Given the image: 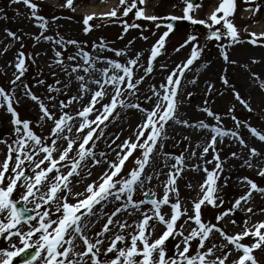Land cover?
<instances>
[{
    "label": "snow or ice",
    "instance_id": "snow-or-ice-1",
    "mask_svg": "<svg viewBox=\"0 0 264 264\" xmlns=\"http://www.w3.org/2000/svg\"><path fill=\"white\" fill-rule=\"evenodd\" d=\"M10 2L23 4L30 10V18L41 29L38 35L33 36L37 43L43 39L54 46H59L53 48L54 58L50 67L59 66L67 77V81L57 79L56 86H47L49 95L46 99L50 103H46L45 98L36 94L22 80L28 72L30 63H35L34 55L26 54L22 50L25 47L21 42L22 36L15 31L5 29L9 37L21 42V50L17 52L15 60L10 62V66L16 70L14 78L9 82L11 87L6 89L0 85V108L6 109L11 114L14 136L11 142L0 139V143L7 147L5 158L0 161V237L5 234L9 239L13 236L19 237L22 247L12 245L14 250H0V257H2L0 264H13V258L17 256H20L21 264H36L38 258L43 260V264H89V262L91 264H259L254 251L264 250V221L249 225L248 219H246L242 231L235 234H229L219 222L234 215L236 210L242 209L246 213H253V207L250 206L253 193L264 196V186L258 185L255 180L246 176L239 178V182L247 187V191L235 198L230 207L223 209L224 204L228 202L225 201L221 193L223 188L227 187L229 177L225 175V160L221 159L217 145L222 142L223 138H233L241 146L248 147L243 135L237 131L242 124L261 142H264V130H258L248 121H241L235 115H231L234 108L229 109V115L234 121L232 129L220 126L221 116L210 107H204L202 111L218 122L216 124H209L205 120L190 123L188 119L181 117L179 113L181 101L177 99L181 80L185 77L186 70H189L190 66L200 58L204 50L198 42V36L190 35L176 49V51H180L188 44L193 45L190 55L183 63L169 72L166 81L158 87L153 85L149 89L151 95H144V100L152 105L151 108H145L137 96L138 84L142 83L145 77H136L134 69L139 66L146 74L153 72V62L161 55L166 38L174 30L172 23L164 25L167 30L152 46L146 66L140 65V57L143 53H137L133 57L127 58L126 62L121 63L117 59L100 55L93 56L84 47H79L74 54L65 57L64 53L69 45L76 46L82 42L75 39L66 40L62 36L56 38L52 35H45L49 30V21L45 16L39 14L40 6L33 0H10ZM244 2L249 3V0H244ZM73 3L74 0H66V6L69 8L73 7ZM145 3L146 0H120V6L102 13L101 17L116 18L122 8L124 17L133 13L137 19L159 20L160 18L156 15H147L145 7L138 6ZM183 3L185 4L184 14L182 16L171 15L168 20H188L193 24L204 25L208 29L206 35L208 40L222 41L226 35L231 43L220 44L221 56L226 63L236 64L237 61L230 60L228 48L241 42L240 33L232 19L236 12L237 0H220L207 20L194 18V9L199 5L194 4L192 0H183ZM259 9L260 6L257 4L254 8L246 10L255 13ZM133 10L135 11L133 12ZM3 11L4 9L0 8V12ZM94 18L95 14L84 17L85 33L93 28L89 22ZM123 25L125 33L129 28H141L140 24H130L127 21H124ZM161 26L160 23L156 24L157 29ZM248 35L253 45L264 44V32H251ZM122 38L123 36L120 37V39ZM142 38L148 39L143 35ZM132 43L133 41H129V45ZM9 47L10 45L5 46L3 52L7 53ZM94 47L110 50L116 57H127L128 45L124 49L109 48L107 44L94 45ZM35 55L38 56L39 53ZM66 60L71 63L66 64ZM252 62L257 63L258 61L253 60ZM98 63L104 66L98 68ZM166 67V65H161V68ZM96 73L100 74L99 78H96ZM53 75L56 73L54 72ZM251 75L264 89V81H260L259 74L252 73ZM134 77L136 78L134 79ZM73 80L78 82L79 94L72 95L67 101L59 100L60 114L57 115V111H54L57 109V104L51 103L56 101L57 97L51 93L66 92L71 87ZM36 83L44 85L45 81L40 79ZM190 83L195 84L196 80L193 79ZM221 83L226 89L232 87L235 99L249 112L253 111L250 102L230 84L226 70L221 75ZM90 85H95V89ZM21 86L23 96L36 102L40 109L41 114L37 123L52 122L53 127L47 136L38 134L34 130V123L28 119H22L17 108L14 107L20 103L16 96V89ZM213 87L214 85H209V92ZM85 95L89 96L88 103L77 110L75 115L64 111L72 103L82 101ZM125 95L137 96L138 102H128L124 99ZM106 98L108 102L105 103ZM97 104L100 105L99 108L96 107ZM207 104L208 101H205V105ZM117 108L137 109L143 114V120L134 131L135 139L130 136L116 145V148L119 149L116 152V159H107L108 154L103 151L99 153L100 158L98 159L94 147L95 142L104 135V130L100 128V125L109 120ZM170 121L196 130H206L208 135L203 144L198 142L195 145V149L202 148L199 154V159L203 161L202 164L187 162L189 159L197 157V151L193 149L187 157L184 154L173 156L174 163L170 166L165 165V167H169V171L166 174L167 179L162 182L163 195L158 196L151 188L145 190V185H150L152 180L157 178L153 174L147 173L145 169L150 166L154 154L157 152V145L162 146L163 140L167 139L166 126ZM39 126L43 127L44 125L40 123ZM73 128L77 133L75 137L72 136ZM85 129L87 132L84 131ZM80 133L84 134L81 136ZM61 140L65 141L66 147L58 146V141ZM74 147L75 156H72L70 154ZM210 150L213 153L212 159L207 160L205 157ZM136 151H139L140 155L135 158V166L124 172L126 161ZM41 153H43L42 156ZM56 153L59 155H55ZM165 155L168 154L165 153ZM231 156L239 158V153L234 151ZM253 158H260L262 163L254 165ZM88 159L93 161V166L106 163L108 167L98 179L86 185L83 193H73L70 178L80 177L81 169L87 167L83 162ZM46 162V166L42 167ZM209 164L213 165L211 169L208 167ZM244 165L248 168L256 167L257 175L264 177V153L256 147L249 148V156L244 160ZM62 168L67 170L61 171ZM186 170L205 173V178L198 185L197 195L190 201L191 213L186 206L189 201L182 200L177 184L178 178ZM53 172L55 175L50 176L49 174ZM91 175L92 172L89 170L87 176ZM222 177L223 181L221 182ZM5 180H7L6 185ZM18 184H21L25 189L22 199L26 204L31 202L30 197H37L39 194L38 201L43 205H54V213L59 215L54 218L53 211L47 210L37 212V215L33 216L31 213L34 209L27 206L17 207L12 194ZM187 187L192 188V184L189 183ZM137 191H140L145 198L134 199ZM70 195L77 198L75 203L69 202ZM81 196L83 199H79ZM147 197L153 198L147 199ZM120 201L123 203H117L111 213L103 211L107 204ZM40 202L36 203V209L41 208ZM146 204L150 207L145 208ZM97 205H100V208L97 209ZM207 206L223 209L216 215V223L203 218L202 208ZM165 207L169 211H164ZM121 212H126L128 216L138 212L141 218L129 223L127 219L116 218ZM37 217H39L37 224H33L32 222L36 221ZM105 217L106 220L100 230L94 234V238L90 239L86 232L91 231V228ZM230 223L235 225L236 221L231 220ZM157 224L164 226V230L159 236H155ZM21 225H26L27 231L22 230V227H19ZM129 228L132 229L131 232L127 231ZM214 232L220 234L221 242L210 239ZM36 234H39L38 239L35 240V243H31ZM154 236L155 238H153ZM247 237L252 238L251 243L243 242ZM77 238L83 242V251H77L79 247L75 243ZM170 239L176 240L173 255H169L167 251V242ZM106 241L107 247H104ZM193 242L196 244L195 248ZM206 242L210 246L206 247ZM30 248H35V251L30 253L28 251ZM233 252H238L240 255L229 260ZM209 257L212 258L209 259Z\"/></svg>",
    "mask_w": 264,
    "mask_h": 264
},
{
    "label": "rangeland",
    "instance_id": "rangeland-1",
    "mask_svg": "<svg viewBox=\"0 0 264 264\" xmlns=\"http://www.w3.org/2000/svg\"><path fill=\"white\" fill-rule=\"evenodd\" d=\"M93 1L94 0H74L73 7L69 8L66 6V0H33V2L37 3L40 6L39 14L45 16L49 21V30L45 33V35H52L56 38L62 36L66 40L75 39L82 42L80 45L76 46L69 45L64 53L65 57L74 54L79 47H84V49L90 52L93 56H109V58L117 59L119 61L122 58L124 59L122 61L124 63L126 62L127 58H130L132 56L135 50V54L143 53V55L140 57V65L146 66L152 46L156 43L163 32L167 30L164 25L169 22L172 23V21L168 20V17L171 15L182 16L184 14L183 9L185 7L183 0H146V3L144 5L138 6L145 7L147 15H156L160 18L159 20L149 21L142 18L137 19L133 13H130L127 17H124L122 15L121 8V11L118 12V16L116 18H106L99 16L95 17L92 21L89 22L93 25V28L88 33H85V25L83 23V19L86 15L81 12L87 10V8L92 5L91 3ZM96 1L97 6L102 4L103 6H111L109 8V11L120 6V0ZM219 3L220 0H199L198 4H196L199 5V7L195 8L193 12L194 18L207 20ZM244 4L250 5L251 1H249V3H245L244 0H237L236 12L232 19L238 28L241 40L251 41V38L248 34L252 31L249 30L247 26H244L245 19L243 17H240L242 15V12L244 11ZM257 4H259L260 6V9L257 13L263 14L264 0H255L254 5ZM252 7L255 6H250V8ZM0 8L4 9L3 12H0V85L4 86L6 89H9L11 87L9 82L14 78V72L16 70L14 67L10 66V62H13L15 60L17 52L21 50L20 43L22 42L25 46L22 50L25 51L26 54L32 53L35 59V63H30L28 72L25 74L22 80L24 81V83L28 84L36 94L40 95L42 98H45L46 103H50L46 99V97L49 95L47 86H56L55 82L57 79L61 81H67V77L61 71V68L59 66L50 67V65L53 64L54 58L53 48L59 46H54L50 42L44 41L43 39L39 43H37L33 39V36L38 35L41 32V29L38 28L34 20L30 18V10L25 5L12 4L10 0H0ZM134 11L135 10H133V12ZM124 21H127L130 24L138 23L141 25V28H129L127 33H125L123 31ZM177 21L179 22L178 27H176L166 38L165 47L161 51V55H159L156 61L153 62V72L151 74H146L143 68L139 66L134 69L136 77H145L144 81L138 84L139 92L137 93V96L139 97V102L142 103L143 107L151 108V103L144 100V95H151L149 89L153 85H157L158 87L162 82L166 81L169 72L174 70L177 65L183 63L186 60L193 45L188 44L184 48L180 49V51H176V49L179 48V46L183 44L190 35H197L198 42L204 50L200 58L197 60V63L194 62V64L192 65V71H189L188 75L185 77L181 92L177 97V99L181 101L179 107V113L181 117L188 119L190 123H195L198 120H205V122L209 124H216L218 122L214 121L212 117H208L207 113L202 111V108L210 107L214 112L221 116L220 126L222 127H225L227 129L234 128V121L232 120L231 115H235L237 119L241 121H248L251 126L256 127L258 130H264V89L260 87L259 82L255 83L257 81L254 80L251 75L252 73H258L260 81H264V54L259 55L257 50H255L254 48L253 50H251V48H248L244 45L240 46L239 44L241 43L235 44V46L232 47V54H230V60H236L239 57L243 58V60L240 61L244 62L243 68L239 69L241 71L235 70L236 73H231L234 74V76H228V79L230 81V84L241 93L242 97L250 102L253 111L249 112L235 99L232 87H228L226 89L221 83V75L225 72V70L226 74H228L227 68L223 69L222 66L218 64V61H220V46L218 45L223 43V40L218 42L215 39H206L208 29L204 25L193 24L188 20ZM157 23H160L162 25L159 29L156 28ZM5 29H10L17 32L18 35L23 37L22 41L18 42L13 40L7 35ZM142 35L147 36L148 39H143ZM121 36H123L122 39H120ZM129 41H133V43L129 45ZM229 41L230 40L228 39V42ZM100 44H107L109 48L116 49H124L125 46L128 45L127 57H113L114 53L112 51L102 50L99 47H94V45ZM9 45L10 47L8 52L4 53L3 48ZM250 47L252 46L250 45ZM36 53H39V55H35ZM253 60H256L258 62L253 63ZM65 63L69 64L71 62L66 60ZM246 63H249L248 67H246ZM161 65H166L167 67L161 68ZM102 66L104 65H102L101 63L97 64L98 68ZM54 72L56 73V75H53ZM95 75L97 78H99L100 76L99 73ZM136 77H134V79ZM40 79H43L45 81L44 85H39L36 83V81ZM193 79L196 80L197 85H193V83H190V81ZM209 85H214L211 92H209L208 90ZM90 87L95 89L96 86L90 85ZM255 87L256 89L252 92ZM189 93H191L192 95L189 96ZM78 94V82H75L74 80L71 84V87L66 92L51 93V95H55L57 97L56 101L51 102L57 104V109H54V111H57V115L60 114L58 110V101H67L72 95ZM16 96L17 98H19L20 103L18 105H14V107L17 108V111L19 112L21 118L32 121L35 125L34 130L38 134L47 136L50 132V129L53 127L52 122L41 121L37 123L38 117L41 114L40 109L36 102H33L30 98L23 96L22 86L16 89ZM85 96H87L89 100V96ZM137 96L125 95L124 99H126L128 102L136 103L138 102ZM205 101H208L207 105H205ZM104 102H108L107 98ZM87 103V101H80L78 103L74 102L68 108L64 109V111L75 115V112L81 109ZM96 107L99 108L100 105L97 104ZM230 108L235 109L234 112L231 113V115H229ZM142 120L143 114L137 109L117 108V110L113 113V116H111L109 120L105 121L103 125H100V128L104 130V135L102 138L95 142L94 151L97 153V158H100L99 153L103 151L108 154L107 159H116V152L119 151V149L116 148V145L120 144L130 136L135 139L134 134L132 136L131 133H133L132 131L137 128V125L141 123ZM40 123H43L44 126L40 127ZM126 125H129L130 130L125 134L124 132ZM192 130L195 129L176 124L171 121L169 122V125L166 126L167 139L163 140L162 146L160 144L157 145V152L154 154L150 166L145 169L147 173L153 174L154 177H156V171H158L157 157H160L159 167L163 170V173L160 177L162 178V180L157 181L154 178L150 185H145V190L151 188L158 194V196L163 195L164 188L162 182L167 179L166 174L169 171V167H165V165L170 166L172 163H174V160L172 159L173 156L184 154L187 157L188 154L193 151V149H195L192 140ZM84 131L87 132V129H85ZM237 131H239L243 135L249 148L256 147L254 146L253 141L257 144H264V142H261L258 140V138L254 137L250 133L248 128L243 124L239 129H237ZM73 132H75V134L77 135L75 128H73ZM83 134L84 133H80L79 135L82 136ZM0 139L8 140L9 142L14 139L12 116L4 108H0ZM231 139L232 140L227 143L226 141H224L218 143L217 145L218 150H220L221 159L225 160V175L229 177L228 185L227 187L223 188V191L221 193L225 201L228 202L224 204L223 209H227L228 207H230L231 202L234 201L235 198L247 191V187L239 182V178L246 176L255 180L258 185L264 186V177H260L257 175L258 169L256 167L248 168L244 165V160L249 156V149L246 147L235 149L234 145L236 143L239 144V142L233 138ZM113 140H115V143H113ZM48 143L50 144L51 141L49 140ZM109 145H111V147H109ZM58 146L66 147L65 141H58ZM195 150L197 151V157L191 158L187 162L190 164H201L202 160L199 159V154L201 151L197 149ZM234 151L239 153V158H233L231 156V153ZM261 152L264 153V151ZM6 153L7 147L5 146V144L0 143V161L5 158ZM165 153H167L168 155L166 156ZM40 155L42 156L43 153H41ZM55 155L58 156L59 153H56ZM70 155L75 156V147ZM139 155V151L134 152L133 156L125 166L124 172L129 171L135 166V158L139 157ZM212 155L213 153L210 150L205 159L211 160ZM37 159H39V157H37ZM252 162L254 165L262 163L260 158H253ZM83 163L86 164L87 167L81 169L80 177L73 176L72 178H70L72 181L71 188L73 193H83L86 185L91 183L93 180L98 179V177L108 167L106 163L93 166V161L91 159H88ZM46 164L47 162L45 163V165H42V167H45ZM208 167L211 169L213 165L209 164ZM66 170L67 169L65 168L61 169V171ZM89 170L92 172L91 176H87V172ZM49 175L54 176L55 172ZM204 178L205 173L203 171L186 170L177 180L182 200L189 201L186 206L189 208L190 213L192 207L190 201L197 195L199 190L198 185L203 181ZM78 180L79 183H77ZM222 181L223 177L221 178V182ZM6 183L7 180H5V185ZM189 183L192 184V188L187 187ZM21 184H18L17 188L12 194V198L16 202L22 199V193L25 192V189L21 186ZM38 195L39 194H37V197H30L29 199L31 202L27 203L26 206L34 210H39L38 212L51 210L53 211L54 218L58 216L59 214L54 213V205H43L42 202L38 201ZM60 195H63V193H60ZM144 198L145 197L140 191H137L134 197V199L136 200ZM68 199L69 202L75 203L77 198L70 195ZM79 199H83V196L79 197ZM37 202H40L42 205L39 209H36L35 207ZM117 203H123V201L109 203L104 207L103 211L106 213H111ZM250 206L253 207V213H246L242 209L236 210L234 215H230L223 221H220V225H222L229 234H235L242 231L246 219H248L249 225L257 223L259 221H264V196L254 192ZM144 207L148 208L150 207V205L146 204L144 205ZM96 208H100V205H97ZM223 209L213 208L211 206L203 207V218L206 221L216 223L215 217ZM129 211H132V209H129ZM164 211H169V209L165 207ZM116 218L127 219L128 222L131 223L133 220H138L141 217L140 213L138 212H134L132 216H128L126 212H121ZM38 219L39 217H37V220L33 221L32 223L37 224ZM105 220L106 217L96 223L91 228V231L86 232L90 239L94 238V234L100 230ZM231 220H235L236 224L233 225L232 223H230ZM19 227H22V230L27 231L26 225H21ZM53 227H55V225H53ZM163 230L164 226L161 224H157L155 236H159ZM49 231H51V229H49ZM127 231L131 232L132 229L129 228L127 229ZM155 236L153 238H155ZM38 237L39 234L34 235L31 243H35V240L38 239ZM210 239L216 242H221L222 237L219 233L214 232ZM243 242L251 243L252 238L247 237ZM75 243L79 245L77 251L84 250L82 240L77 238ZM175 243L176 240L173 239H170L167 242V251L169 255H173L175 253ZM12 245L22 247L20 238L13 236L11 239H9L7 234H5L3 237H0V250H14ZM207 246L210 245H208V243L206 242V247ZM104 247H107V241L105 242ZM193 247H196L195 242H193ZM229 248H231V245H229ZM30 249L35 250V248ZM217 255H220V253H217ZM239 255L240 253L233 252L229 257V260H232ZM254 255L259 261V264H264V250L257 249L254 251ZM16 258L17 257L13 258V264H18L16 262ZM211 258L212 257H209V259ZM36 264H43V260L38 258ZM89 264H91V262H89Z\"/></svg>",
    "mask_w": 264,
    "mask_h": 264
},
{
    "label": "bare ground",
    "instance_id": "bare-ground-1",
    "mask_svg": "<svg viewBox=\"0 0 264 264\" xmlns=\"http://www.w3.org/2000/svg\"><path fill=\"white\" fill-rule=\"evenodd\" d=\"M92 5L90 6V7H88L87 8V10H85V11H83V12H81V13H83L84 15H92V14H95V17H97V16H99V17H101V14L102 13H106V12H108L109 11V8L111 7V6H103V4L102 5H98L97 6V1L96 0H94L92 3H91ZM113 6V5H112ZM103 7V8H102ZM263 22H264V19L262 20ZM259 31H261L260 29H256V32H259ZM135 55V50H134V52H133V54H132V56L131 57H133ZM112 56V55H111ZM109 57V56H108ZM113 57H116L115 56V54H113ZM124 59H120V62L121 63H123L122 61H123ZM192 67V66H191ZM189 68V70L187 71V73H186V75H185V77L188 75V73H189V71H192V69L193 68ZM161 72V71H160ZM97 74V73H96ZM122 74V73H121ZM97 78V77H96ZM194 85V84H193ZM195 85H197V83H195ZM181 89H182V86H181V88L179 89V93L181 92ZM256 89V87L252 90V92L254 91ZM110 92H111V90H109ZM83 102H85V101H87L88 102V97L87 96H84V98H83V100H82ZM126 128H125V134L126 133H128L129 132V125L127 126H125ZM188 129H190V128H188ZM134 131L135 130H133L132 132L133 133H131L132 134V136H133V134H134ZM192 132H193V135H192V140H193V145H194V147H195V145L199 142L200 144H203L204 143V141H205V139L207 138V135H208V133H207V131L206 130H192ZM130 134V135H131ZM129 135V134H128ZM72 136H76V134H75V132H72ZM230 140H232L231 138H223V140H222V142H224V141H226V143L227 142H229ZM253 143H254V146H256L260 151H264V144L263 143H261V144H257V143H255L254 141H253ZM234 147H235V149H241L243 146H241V145H239L238 143H236L235 145H234ZM246 148H248L249 149V147H246ZM261 149H263V150H261ZM197 150H199V151H202V148H200V149H197ZM249 151V150H248ZM158 159H157V167H158V171H156L157 172V174H156V177L157 178H155L157 181L159 180V181H161L162 180V178H160L161 177V174L163 173V170L159 167V164H160V157H157ZM202 163H203V161H202ZM201 163V164H202ZM194 171H197V170H194Z\"/></svg>",
    "mask_w": 264,
    "mask_h": 264
},
{
    "label": "water",
    "instance_id": "water-1",
    "mask_svg": "<svg viewBox=\"0 0 264 264\" xmlns=\"http://www.w3.org/2000/svg\"><path fill=\"white\" fill-rule=\"evenodd\" d=\"M192 2H194V3H195V2H196V0H192ZM20 208H21V207H20ZM22 208H23V207H22ZM31 214L33 215L34 213L32 212ZM30 253H31V252H30Z\"/></svg>",
    "mask_w": 264,
    "mask_h": 264
}]
</instances>
